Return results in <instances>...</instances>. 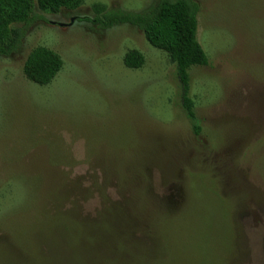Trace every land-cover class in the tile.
<instances>
[{
	"label": "rangeland",
	"instance_id": "374dc122",
	"mask_svg": "<svg viewBox=\"0 0 264 264\" xmlns=\"http://www.w3.org/2000/svg\"><path fill=\"white\" fill-rule=\"evenodd\" d=\"M195 1L198 135L166 52L78 19L156 0L38 11L0 57V264H264V0ZM39 46L64 63L46 86L23 71Z\"/></svg>",
	"mask_w": 264,
	"mask_h": 264
},
{
	"label": "trees",
	"instance_id": "16d2710c",
	"mask_svg": "<svg viewBox=\"0 0 264 264\" xmlns=\"http://www.w3.org/2000/svg\"><path fill=\"white\" fill-rule=\"evenodd\" d=\"M85 0H0V57L16 54L36 21H47L43 13L60 14L63 10L76 11ZM92 17H78L81 22L92 24L99 31L118 25H130L141 30L151 46L164 51L176 67L182 87V105L189 119L196 124L194 102L190 97V74L193 67H206L209 57L198 41V14L200 6L195 0H156L140 12L121 9L109 10L107 5L92 6ZM144 55L138 50L128 51L123 59L128 69L138 70L145 64ZM58 53L46 47H36L24 63L26 78L39 86L49 85L63 68Z\"/></svg>",
	"mask_w": 264,
	"mask_h": 264
},
{
	"label": "water",
	"instance_id": "95a60500",
	"mask_svg": "<svg viewBox=\"0 0 264 264\" xmlns=\"http://www.w3.org/2000/svg\"><path fill=\"white\" fill-rule=\"evenodd\" d=\"M60 26H65V24H60Z\"/></svg>",
	"mask_w": 264,
	"mask_h": 264
}]
</instances>
